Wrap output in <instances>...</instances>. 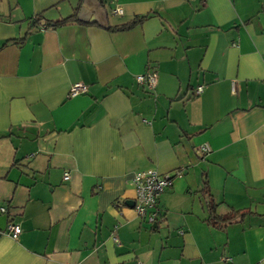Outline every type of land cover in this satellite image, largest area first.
I'll return each mask as SVG.
<instances>
[{
  "label": "crops",
  "instance_id": "obj_1",
  "mask_svg": "<svg viewBox=\"0 0 264 264\" xmlns=\"http://www.w3.org/2000/svg\"><path fill=\"white\" fill-rule=\"evenodd\" d=\"M149 169L182 173L156 227ZM205 182L250 214L208 225ZM0 207V264H264V0H0Z\"/></svg>",
  "mask_w": 264,
  "mask_h": 264
},
{
  "label": "built area",
  "instance_id": "obj_2",
  "mask_svg": "<svg viewBox=\"0 0 264 264\" xmlns=\"http://www.w3.org/2000/svg\"><path fill=\"white\" fill-rule=\"evenodd\" d=\"M113 12L114 14H121L119 8L115 9ZM156 81L157 77L154 72H147L136 77V82L139 85L145 86L150 90L154 89ZM200 92L201 88H198L196 93ZM86 93L87 87L81 83H76L70 87L69 97L74 98ZM199 151L201 153H207L209 151L208 145H202L199 147ZM181 176V171H175L172 174H159L151 169L140 171L133 175L132 184L135 191L134 211L141 221L149 225H154L158 222L161 218L158 198L165 189L171 187L175 178ZM68 179L69 176L65 173L64 180ZM0 213H6V209L0 207ZM4 233H6L11 239L16 240L21 233V228L16 224L8 223ZM224 261H229V259H225Z\"/></svg>",
  "mask_w": 264,
  "mask_h": 264
},
{
  "label": "trees",
  "instance_id": "obj_3",
  "mask_svg": "<svg viewBox=\"0 0 264 264\" xmlns=\"http://www.w3.org/2000/svg\"><path fill=\"white\" fill-rule=\"evenodd\" d=\"M148 17H149V15L141 16V17H135L133 20H131L127 24H124V25L119 26V27L111 28V29H109V28H106V29L118 30V31L130 30V29L134 28L135 26L142 24V22L145 21ZM41 20H42V14L38 15L37 19H35L34 27ZM71 23L82 24V21L77 19V9H75L70 16L63 18V19H60V20H57V21L46 23V25L51 27V28H56V27L64 26V25L71 24ZM84 24H86V23H84ZM19 40H20V42H22L24 39H19ZM7 42H9V41H6L4 44H6ZM206 186H207V184L205 182L204 188L202 189V194L208 200L207 201V207H208V211H209V216L206 220L208 225H210L214 228H217V229H224L230 224L241 222L242 219L247 214H250V213H247L244 211H231L227 215H222V216L217 215L215 213V205L210 198L211 196H210Z\"/></svg>",
  "mask_w": 264,
  "mask_h": 264
},
{
  "label": "water",
  "instance_id": "obj_4",
  "mask_svg": "<svg viewBox=\"0 0 264 264\" xmlns=\"http://www.w3.org/2000/svg\"><path fill=\"white\" fill-rule=\"evenodd\" d=\"M101 24L104 28H107V24L105 22H101ZM153 227H156V224H154Z\"/></svg>",
  "mask_w": 264,
  "mask_h": 264
}]
</instances>
